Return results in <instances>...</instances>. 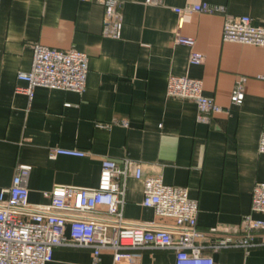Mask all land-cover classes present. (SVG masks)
<instances>
[{"label":"crops","instance_id":"crops-1","mask_svg":"<svg viewBox=\"0 0 264 264\" xmlns=\"http://www.w3.org/2000/svg\"><path fill=\"white\" fill-rule=\"evenodd\" d=\"M120 1L119 37L111 39L101 35L104 10L94 0H0V189L10 185L17 164H28L29 202L45 203L42 192L55 185L94 188L104 157H127L165 184L187 188L198 205L202 254L218 264H264V232L250 247L235 245L242 216L250 213L252 187L264 181V153L258 152L264 47L222 41L220 14H184L178 29L174 11L208 2L264 25V0ZM177 32L193 38L194 46L176 44ZM35 42L88 55L82 94L36 86L30 97L18 89L26 85L17 74L29 70ZM192 49L202 53L201 63H189ZM171 75L200 79L203 93L227 113L198 121L192 100L166 95ZM242 77L244 97L234 104L230 96ZM55 147L86 154L52 159ZM119 183L125 221L171 223L142 205V180L130 174ZM252 216L264 220V213ZM91 261L90 248L68 245L56 247L46 264ZM100 264H112L109 250ZM128 264H175V252L144 247Z\"/></svg>","mask_w":264,"mask_h":264},{"label":"built area","instance_id":"built-area-1","mask_svg":"<svg viewBox=\"0 0 264 264\" xmlns=\"http://www.w3.org/2000/svg\"><path fill=\"white\" fill-rule=\"evenodd\" d=\"M94 1L104 10L101 35L117 39L122 22L121 1ZM146 2L159 3L160 0ZM174 11L178 14V29L183 24L184 14H220L223 18L222 41L264 47V25L254 24L250 16L232 15L224 6L208 2L187 4ZM174 42L190 47L195 43L193 38L178 32ZM202 61V53L192 49L189 63ZM87 72L88 55L85 52L75 48L59 50L35 42L29 70L17 74L18 80L26 85L18 89L30 97L36 86L82 94ZM244 81L245 78H240L231 93L234 104L243 100ZM165 92L170 97L192 100L200 122L207 123L212 115L227 113L203 93L200 79L171 75ZM258 152L264 153V133L258 140ZM85 154L78 149L55 147L50 149L48 156L53 159L58 155ZM30 170L28 164H17L10 185L0 189V264H46L51 261L56 247L68 245L90 248V264H100L104 250L111 252L112 264H128L136 251L144 247L172 249L175 264H218L211 256L202 254L196 244V239L201 236L197 229L198 205L196 200L189 198L187 188L165 184L158 174H146L140 162L127 157L119 162L104 157L94 188L55 185L42 192L47 202L41 204H32L28 199ZM130 174L143 182L142 205L153 208L157 216L170 219V224H136L124 220V186L119 180ZM253 213H264V181H256L252 187L250 213L242 216L236 246L250 247L254 238L264 232V220L254 218ZM66 225L68 234L65 233Z\"/></svg>","mask_w":264,"mask_h":264}]
</instances>
